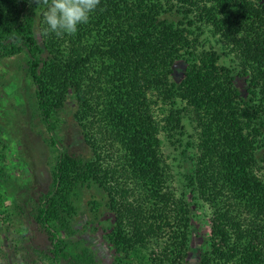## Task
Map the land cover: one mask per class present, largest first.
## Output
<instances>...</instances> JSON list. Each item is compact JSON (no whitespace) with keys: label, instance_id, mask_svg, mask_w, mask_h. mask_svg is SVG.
Segmentation results:
<instances>
[{"label":"trees","instance_id":"trees-1","mask_svg":"<svg viewBox=\"0 0 264 264\" xmlns=\"http://www.w3.org/2000/svg\"><path fill=\"white\" fill-rule=\"evenodd\" d=\"M41 0H0V59L26 55L41 121L58 150L50 184L31 211L46 236L48 264H99L73 234L72 195L94 185L109 213L105 236L114 264H184L192 205L172 185L161 133H197L186 194L207 205L210 232L199 264H264V177L257 142L264 125V5L258 0H100L72 35L46 33ZM175 11L177 22L164 17ZM204 24L236 65L202 48ZM185 67L179 81L176 62ZM247 82V97L234 85ZM71 96L74 119L92 157L61 147L54 116ZM159 114L155 111L158 104ZM42 258L39 264H42Z\"/></svg>","mask_w":264,"mask_h":264},{"label":"rangeland","instance_id":"rangeland-1","mask_svg":"<svg viewBox=\"0 0 264 264\" xmlns=\"http://www.w3.org/2000/svg\"><path fill=\"white\" fill-rule=\"evenodd\" d=\"M258 1L264 5V0ZM164 17L174 22L180 19L175 11L167 12ZM197 32L201 47L213 46L220 64L236 65L234 55L210 27L202 24ZM26 59L23 52L0 59V264H39L40 251L47 243L46 236L35 226L31 211L49 187L50 169L58 150L51 145L36 108L34 87L25 72ZM176 65L172 78L179 81L185 62L179 60ZM234 85L242 97L248 96L245 77L236 75ZM161 105L155 106L157 114ZM75 109V101L69 96L64 108L54 116L55 139L72 155L90 159L91 150L74 119ZM183 124L182 135L170 138L161 133L160 137L170 165L172 185L192 205L190 241L184 264H199L209 240L210 211L207 205L186 194L184 174L191 167L187 155L192 154V146L187 143L194 144L197 133L187 114ZM257 144L258 172L264 177V125ZM72 202L76 210L71 222L73 234L61 231L62 237L70 247L78 241L89 247L99 264H114L113 247L105 236L109 213L102 193L94 185L78 186ZM42 264H48L46 258H42Z\"/></svg>","mask_w":264,"mask_h":264},{"label":"clouds","instance_id":"clouds-1","mask_svg":"<svg viewBox=\"0 0 264 264\" xmlns=\"http://www.w3.org/2000/svg\"><path fill=\"white\" fill-rule=\"evenodd\" d=\"M45 6L46 33L72 35L78 26L88 23L100 0H41Z\"/></svg>","mask_w":264,"mask_h":264}]
</instances>
